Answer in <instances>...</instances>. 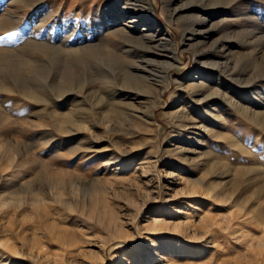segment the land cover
<instances>
[{
  "label": "rangeland",
  "instance_id": "374dc122",
  "mask_svg": "<svg viewBox=\"0 0 264 264\" xmlns=\"http://www.w3.org/2000/svg\"><path fill=\"white\" fill-rule=\"evenodd\" d=\"M148 1L0 0V264H264V0Z\"/></svg>",
  "mask_w": 264,
  "mask_h": 264
},
{
  "label": "bare ground",
  "instance_id": "6f19581e",
  "mask_svg": "<svg viewBox=\"0 0 264 264\" xmlns=\"http://www.w3.org/2000/svg\"><path fill=\"white\" fill-rule=\"evenodd\" d=\"M169 1L170 0H166V2H165V5H166V7H169L170 6V3H169ZM144 5H142V6H140V9H139V11L137 10V9H134V10H137V11H135V13L136 14H138V15H140V16H147L148 17V19H149V23L150 22H158V18L156 17V15H155V12H154V8H153V6L149 3V1L148 0H144ZM134 7H136V6H134ZM174 12H175V15L173 14V15H170L172 18L174 17L175 18V16H178V14H179V12H178V10H174ZM204 23V22H203ZM180 25V22L178 23V26ZM181 26V25H180ZM161 26H160V24H156V25H154L153 26V28H156L157 29V31L158 30H162L163 31V28H160ZM190 29V28H189ZM189 29L187 28V27H185L184 26V28H182V32H183V39L184 38H186L187 36H186V32L187 31H189ZM118 30H120L119 32H120V34H123V35H125V36H127L128 38L127 39H131V37L129 38V35H127V33L123 30L122 31V29H118ZM198 29H195L194 30V32H193V34L191 35V37H189V40H191L190 42H191V44H189L190 45V47H192L195 51H197V49H198V45H202V40L198 37V36H196V35H200L201 33H202V31H197ZM164 31H166V33L163 35V37L159 40L160 42L158 43V41L156 42V44H155V46H157V45H159V46H162V47H168V49H169V53H166L167 54V56L170 58H168L169 59V61L167 62V63H164L163 65H162V67H165V73H166V75H165V77H163V80H162V82L163 83H165V84H168V80H169V73H170V70L173 68V67H175L176 65H178L179 64V56L177 55V51H176V48H175V46L173 45L174 44V42H173V39L170 37V32L168 31V30H164ZM117 32V31H116ZM116 35V34H115ZM121 37V36H120ZM155 34H150V33H146V35H143L142 37H140L139 39H138V42H142L141 44H144L145 46V48L147 47V49L149 50L151 47H148V46H150V45H152V43L154 44V40H155ZM123 38V37H122ZM126 41V40H125ZM193 41V42H192ZM158 43V44H157ZM147 45V46H146ZM224 44H221V47H223L224 48ZM95 47V46H94ZM96 47H98V45L96 46ZM219 47V46H218ZM220 47V49H222ZM84 48V47H83ZM88 48V52H89V49L91 50L92 48H93V46L92 47H87ZM83 50H85V49H83ZM87 50V49H86ZM85 50V51H86ZM95 50V49H94ZM103 49H101L100 50V52H105L106 53V58L109 60V61H112V59H113V57L112 56H114V55H112V51L111 50H105V51H102ZM224 49H222V51H223ZM75 51V50H74ZM97 51V50H96ZM93 53H94V51H92ZM92 52H90V53H92ZM143 52V51H142ZM76 53V52H75ZM78 53H80V52H78ZM87 53V52H86ZM99 53V52H98ZM97 52H96V54H98ZM159 54H162L163 55V53H159ZM3 56H4V53H3ZM61 57V56H60ZM104 57H102V59H103ZM106 59V60H107ZM143 60V59H142ZM145 61L146 62H149L147 59H145ZM1 65H2V63H0ZM219 64V63H218ZM215 69V68H214ZM146 71H147V68L143 65H140V64H138L137 66H135V69L133 70V73L132 74H130V76H134V77H136V78H139V79H144L146 82L148 81V78H147V76L144 74V73H146ZM234 71V70H233ZM128 75V74H127ZM190 79H192V78H190ZM221 79H222V77H221ZM107 81V80H106ZM204 81V80H203ZM109 83H110V81H109ZM147 83H149V82H147ZM203 83V82H202ZM65 86V85H64ZM145 86V90H146V92H148V93H150V94H152V87L151 86H147V85H144ZM190 86V90H191V97H192V99L193 100H195L196 102H203L204 103V101L206 100V98H208L209 96H212L213 94H217V95H220V92L218 91V90H213V93H211L210 91V93L211 94H208V95H204L203 93V89L204 90H206V86L204 85V84H201V83H199L198 85H196V84H194V83H192V84H190L189 85ZM188 89V88H187ZM189 90V89H188ZM113 93H115V92H113ZM116 94V93H115ZM226 99H228L227 97H226ZM232 100V99H231ZM152 104V103H151ZM213 112V109L212 110H210V111H208V113L209 114H211ZM247 112V111H246ZM146 115H148V118L149 119H153V112H152V107L151 106H148V110L146 111ZM253 116H255L256 118L255 119H258V121L259 122H261V123H258L257 122V124L258 125H261V126H263L264 127V113H254L253 114ZM262 192V191H261ZM263 192H264V188H263ZM262 196V195H261ZM34 199V198H33ZM37 199V198H36ZM40 200H41V198H39ZM43 199V198H42ZM35 200V199H34ZM36 201V200H35ZM37 203H39L38 201H37ZM40 203H42V202H40ZM41 213H42V211H41ZM45 213V212H44ZM42 215V214H41ZM40 215V216H41ZM39 216V217H40ZM44 217H47V215L45 214L44 215ZM44 219V218H43ZM52 225V224H51ZM53 226V225H52ZM52 230V229H51ZM53 231V230H52Z\"/></svg>",
  "mask_w": 264,
  "mask_h": 264
}]
</instances>
